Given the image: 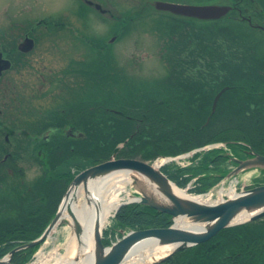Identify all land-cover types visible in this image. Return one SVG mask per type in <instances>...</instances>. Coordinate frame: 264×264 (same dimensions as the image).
<instances>
[{"label":"rangeland","instance_id":"rangeland-1","mask_svg":"<svg viewBox=\"0 0 264 264\" xmlns=\"http://www.w3.org/2000/svg\"><path fill=\"white\" fill-rule=\"evenodd\" d=\"M154 1L97 0L103 8L110 10L101 14L94 10L84 9L82 6L75 8L74 3H78L76 0H19V19L26 14L36 15V18L43 17L46 15V12L43 11L45 5L43 3H50L54 6L55 16L60 13L67 14L65 19L74 24L76 26L74 28L81 30L86 36V43L80 46L74 35L67 38L65 42V37H61V35L66 34H63L64 30H62L60 33L58 32L59 34H55L53 44L46 42L43 45L44 55L50 56L49 52H53L58 60L55 65L56 78L50 86L46 85L42 90H34L38 97H31L30 93H23L19 90L22 104H29L31 107L38 106L43 112V118L51 121L50 125L52 126H62V122L72 112H78V108L86 107V133L98 135L102 131V124L100 116L95 111L102 106L111 113V109L114 108L127 110L133 114L148 109L153 111L152 107H161L162 100L177 93L181 68H189L186 70L189 75L193 73L192 68L197 60V55L199 63L202 64L204 60H207L209 52L213 48L233 53L242 48V52L246 53L247 51L244 50L259 41L256 35H248L245 38L242 30L235 29L236 25L233 23L231 26H225V24L230 25L225 21L228 17L220 18L221 22L218 21V23L214 22L217 20L188 18L185 19L186 26L181 23V25L173 27L167 12L155 10ZM162 1L185 4L230 2V0ZM224 28L227 30L224 31ZM112 38L114 39L111 41ZM80 49L86 51V57L81 63H73L72 55ZM66 51L71 53L68 54L71 57L69 66L81 67L80 74L77 76L66 74L70 79L68 85H66L68 77L61 75L68 72L60 71V67L65 69L64 66H67ZM60 61L64 63L60 64ZM164 108L162 106L161 110ZM61 109L67 110V113L64 115L60 111ZM162 111L164 112V110ZM246 119L242 120V124L247 128ZM226 125L227 122H225ZM223 126L224 124L221 125L217 121L208 129L213 132ZM21 127L19 126V130ZM22 128L24 130L27 128L28 130L37 129L32 124ZM66 130L54 127L47 129L44 136H49L52 132L60 135ZM44 139V137L19 138V154L16 158L24 170V178L19 180L20 183L24 180L27 185L43 173L45 168L44 152L39 145ZM11 142L14 143V139H10ZM88 164L87 161L73 159L60 166V170H76L78 167ZM133 174L139 179L141 178L136 173ZM259 174L256 169L249 168L239 172L237 178L241 184L245 183L248 186L255 183L256 179L258 181ZM127 191L130 196L138 195V186L133 184V180L127 185ZM16 193L5 184L0 183V207L8 204V201L13 199ZM70 230V226L66 223L57 227L35 251L32 260L27 264L48 259L54 250L64 253V244ZM74 255L75 253H71L72 257ZM50 264H54V261L51 260Z\"/></svg>","mask_w":264,"mask_h":264},{"label":"trees","instance_id":"trees-1","mask_svg":"<svg viewBox=\"0 0 264 264\" xmlns=\"http://www.w3.org/2000/svg\"><path fill=\"white\" fill-rule=\"evenodd\" d=\"M169 18L173 27L181 23L186 26L185 21L172 16ZM241 93L240 89L234 90L229 97L234 101ZM161 107L155 106L153 111L148 109L134 114L123 110L125 114H120L107 112L102 106L96 112L101 114L102 124L98 135L87 133L85 138L52 137L41 141L45 168L27 185L24 180L19 182L24 178L20 165H11L10 159L0 163V183L17 192L8 204L0 207V258L18 244L37 238L52 220L74 175L86 167L58 171L63 163L70 160L87 161V166L107 161L113 156L151 160L219 141L225 142L229 148L246 145L264 155V107L241 106L236 101L226 106L222 101L212 115L214 121L207 128L217 121L224 126L213 131L209 138L199 135L202 122L182 120L176 107L162 109L167 112H163ZM129 114L137 119L128 118ZM244 118H247V128L242 124ZM215 134L219 136H213ZM228 157L227 152L217 149L200 151L194 154L191 165L164 166L162 171L179 187H185L194 179L190 192L202 193L226 175L228 166H223ZM36 160L42 164L38 158ZM171 223V216L166 213L139 203H129L111 218L103 233V244L109 245L123 232L168 227ZM38 247L16 252L13 263H27ZM151 264H264V217L222 229L207 242L181 249L171 257Z\"/></svg>","mask_w":264,"mask_h":264},{"label":"flooded vegetation","instance_id":"flooded-vegetation-1","mask_svg":"<svg viewBox=\"0 0 264 264\" xmlns=\"http://www.w3.org/2000/svg\"><path fill=\"white\" fill-rule=\"evenodd\" d=\"M76 1L78 3H74L75 8L82 6L84 9L94 10L101 14L110 11L109 9H105L106 12L98 10L95 5L101 4L97 0ZM223 4L230 6L229 12L223 16L228 17L225 21L229 22L230 25L225 24V26H231L233 23L236 25L235 29L242 30L245 38L248 35H256L259 41L255 42L253 46L250 45L249 49L244 50L247 51L246 53L242 52V48L236 53L213 48L209 52L207 60H204L202 64L199 63V57L196 53L197 60L192 68L193 73L189 75V72H186L189 68H181L177 93L172 97L167 96L160 102L163 103L162 106L166 110L170 107H176L182 120L202 122L199 135L201 137L208 136V138L211 137L212 131L207 127L213 120L212 115H214L217 106L222 101L226 106H230L236 101L241 106L264 107V0H230V2ZM43 5V11L46 12L43 17L36 18V15L26 14L19 19V0H0V9L2 10L0 14V163L10 159L11 165L19 166L18 158H16L19 154V138L87 137L86 107H80L78 112H72L65 119L67 122H62V126H52L50 125L51 121L43 118V112L38 106L33 105L31 107L29 104H25V106L22 104V97H19V90L23 93H30L29 96L31 97H38L34 90H42L44 86H50L56 78L55 65L58 60L54 55L55 53L49 52L50 56H45L43 52L45 51L43 45L46 42L53 44L56 33L64 30L63 34L66 35H61V37H65V42L67 38L74 35L80 46L86 43V36L81 30H76V26L65 19L67 14L60 13L55 16V9L52 4L43 3ZM73 18L76 19L74 16ZM218 21L221 22V20L214 22L218 23ZM226 30L224 28V31ZM85 53L86 51L83 49L75 52L72 55L73 63L84 61ZM68 54L71 53L66 51L67 66H64L65 69L60 67V71L66 70L68 73L63 72L64 74L61 75L74 74L77 76L80 74L81 67L69 66V58L71 57ZM62 63L64 62L60 61V64ZM67 77L66 85L70 83L69 76ZM239 89L242 93L239 98L233 101L229 94ZM219 92L221 94L215 110L212 112L215 96ZM60 111L64 115L67 113L65 109ZM97 111L99 109L95 113ZM164 112L167 111L164 110ZM76 113L78 114L76 115ZM127 117L133 121L137 119L132 115H127ZM28 124H32L37 129L28 130L27 128L24 130L22 127L28 126ZM19 126H22L20 130ZM54 127L55 129L67 130L60 135L52 132V136H44L47 129ZM213 136H219V134ZM10 139H14V143H10ZM217 150L225 151L230 157L243 160L250 157L248 152L252 149L246 145H233L229 148L225 143V147ZM14 154L16 155L14 156ZM230 157L223 167L228 166ZM191 164L192 161L187 166ZM8 173L11 174L10 169H8ZM0 174H2L1 171Z\"/></svg>","mask_w":264,"mask_h":264},{"label":"water","instance_id":"water-1","mask_svg":"<svg viewBox=\"0 0 264 264\" xmlns=\"http://www.w3.org/2000/svg\"><path fill=\"white\" fill-rule=\"evenodd\" d=\"M153 6L157 11L198 20L219 19L230 10V6L228 5H198L162 0H155ZM95 7L105 12L99 4H96ZM221 92L215 96L212 112L215 109ZM249 154L252 157L244 160L233 158L237 165L231 170L228 176L238 174L240 171L249 168L264 169V156L255 152H249ZM117 171L136 173L141 177V180L137 176L133 177V184L138 186V195H134L129 200L121 202L115 209V212L127 203L136 202L153 208L157 212L170 215L173 223L168 227H155L123 232L122 237L109 246H105L102 242L103 229L97 230L94 235L93 260L90 264H122L129 253L144 240H152L158 246L171 247L166 255L140 264L159 262L171 257L181 249L213 239L224 228L264 217V184L251 187L216 204H209L195 200L192 197L177 194L174 191V187L176 189L180 188L169 180L161 170L146 161L136 158L110 159L91 165L75 175L54 217L41 235L30 242L19 244L11 249L3 258H0V264H15L12 262L14 253L43 243L55 228L64 223L69 225V222L63 217L64 211L76 222L71 208V205L75 201L70 195L72 187L81 185L85 192H88V185L91 181ZM144 183H148L150 188L155 190V193L147 192L143 188ZM241 214L248 215V218L237 222L236 219ZM175 219L188 220L194 227L178 226L175 223ZM74 229L76 232H79V226L77 224H75Z\"/></svg>","mask_w":264,"mask_h":264},{"label":"bare ground","instance_id":"bare-ground-1","mask_svg":"<svg viewBox=\"0 0 264 264\" xmlns=\"http://www.w3.org/2000/svg\"><path fill=\"white\" fill-rule=\"evenodd\" d=\"M136 177L132 172L117 171L104 177L93 180L88 185V192L80 185L72 187L70 195L75 200L71 205L76 222L64 211L63 217L69 222L70 233L64 244L65 252L60 253L54 250L46 260H39L32 264H90L93 260L94 235L97 230H102L109 222L113 211L124 199H130L127 185ZM147 192L155 193L148 183L143 187ZM177 194L192 197L195 200L207 201L205 196H191L183 189H176ZM248 215L241 214L236 221H242ZM178 226L194 227L193 224L185 219H175ZM75 224L79 226V232L75 231ZM170 246H158L152 240H144L139 243L128 255L122 264H140L161 256L170 251ZM71 253H75L74 257Z\"/></svg>","mask_w":264,"mask_h":264}]
</instances>
